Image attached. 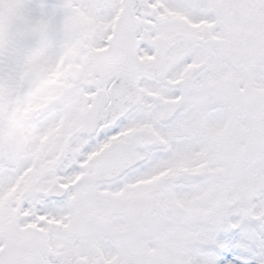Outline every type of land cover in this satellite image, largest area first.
<instances>
[{"label": "snow or ice", "instance_id": "snow-or-ice-1", "mask_svg": "<svg viewBox=\"0 0 264 264\" xmlns=\"http://www.w3.org/2000/svg\"><path fill=\"white\" fill-rule=\"evenodd\" d=\"M0 264H264V0H0Z\"/></svg>", "mask_w": 264, "mask_h": 264}]
</instances>
